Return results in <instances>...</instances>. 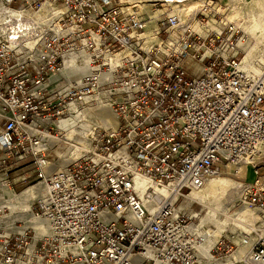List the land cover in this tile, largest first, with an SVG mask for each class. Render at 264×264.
I'll return each mask as SVG.
<instances>
[{
  "label": "built area",
  "instance_id": "built-area-1",
  "mask_svg": "<svg viewBox=\"0 0 264 264\" xmlns=\"http://www.w3.org/2000/svg\"><path fill=\"white\" fill-rule=\"evenodd\" d=\"M197 1L188 19L223 24L229 7L216 0H164L160 7ZM0 2V104L7 112L0 149L7 160L36 167L44 191L27 214L49 228L36 239L31 226L15 232L0 224V264H202L232 256L235 244L223 236L209 259L200 257V215L185 205L197 203L190 194L208 180L240 165L255 175L240 183V202L259 216L240 244L250 245L246 264H264V68L258 77L242 69L244 36L233 23L202 37L180 14L145 15L140 3ZM46 5L51 12L42 20L25 14ZM73 52L90 56L89 71L76 82H53ZM99 92L117 128L48 172L53 127L72 103ZM137 178L149 183L143 195ZM152 185L172 191L155 210ZM7 211L0 206V220Z\"/></svg>",
  "mask_w": 264,
  "mask_h": 264
},
{
  "label": "rangeland",
  "instance_id": "rangeland-1",
  "mask_svg": "<svg viewBox=\"0 0 264 264\" xmlns=\"http://www.w3.org/2000/svg\"><path fill=\"white\" fill-rule=\"evenodd\" d=\"M122 1L130 2V3H140L143 14L149 15V16H152L155 13L165 14L166 12H169V10H171L170 12L180 14L184 21L186 22L191 21L193 28L196 32L198 28L203 29L205 33L206 31L212 32L215 30L219 31L221 29L219 20L217 21L214 18H211L209 22V24L210 23L214 24L213 26L215 29H212V28H207L209 24L204 27L201 24H199L197 21H195L194 18L188 19V17L185 16L186 13L190 14L192 11H194L197 8L195 6L199 5V3H192V4L181 6V7L172 5L170 8L164 6L162 8L160 7V5L162 4L164 0H122ZM258 1H263V0H226V3L229 5V6L226 5L229 7V11L224 14V18H222V23H223L222 25H224V23L226 22H230V23H233L237 27L240 35L244 36V40L242 41V43L239 44V46L246 45L250 42V35L245 34L240 26H245L248 22L252 20L253 16H257L261 12L260 7L258 6ZM153 5H158V6L153 7ZM4 7H5V4L0 2V14L2 11L5 10ZM40 14L41 12L40 13L38 12L37 17L40 16ZM153 26L154 24L151 25V27ZM239 50L241 51L240 57L244 59L245 58L244 51L241 50L240 48ZM81 55L83 59V64L78 65L77 63L78 60L76 62L75 61L70 62L71 60L69 61L67 60L65 63V70H63V73L61 76L58 75V80L63 78V80L65 79L64 80L65 83L71 80L76 82L80 80V78H82V76L89 71V67L85 71L79 72V71H76V68L74 70V68L68 66L69 64L73 63L76 66L81 67V66H85L86 62L88 61L90 63L89 55L82 54V53ZM263 58L264 57H262V59L260 57L256 58L257 63H260L259 72L256 73L258 75L261 74L264 68ZM96 97L99 98V101H97V99L95 100ZM106 98L107 96L105 95V92H99V94H96L93 97H91L88 102L84 104H76V106L80 108L79 116H77V114L75 113H71L73 111L70 110L71 111L70 115L67 116L66 119L60 121L59 127H62L63 126L62 124H64L70 117H71L70 120L76 119V123L73 128L71 126L67 127L66 129L62 127L65 131L64 138L60 139L59 141L56 142L54 146L50 147L49 160L51 161L52 165L53 164L57 165V169H60L61 167H65L66 165H68L67 162L70 160L74 161V160H77L83 157L84 156L83 154L87 153V152L85 153L84 151L89 150L91 148L92 139L96 135L98 134L100 135L102 133L115 130L117 128V125H118L117 117L115 115V112L112 109L110 101ZM93 109H99V110L103 109L102 111L103 115L100 116L95 112H91V110ZM74 116H77V117H74ZM107 120L112 122V124L115 121V124L107 126L105 125V122ZM58 123L59 122L56 123L57 127H58ZM83 124L90 125V129L84 138L85 149L79 150L75 146L78 142L77 137L68 139L67 134H69V132L72 129L76 133L80 134L82 130L81 127ZM51 133L52 135H57L58 128L53 127V130ZM81 135L83 134L81 133L80 136ZM63 141H66L68 145H63L61 143ZM9 162L7 165L10 167ZM248 168L249 169L246 171V169L244 168V165L235 166V167H232V170L230 172L225 173L223 176H220L216 179L213 178V180L219 179V180L229 181L231 184H233V186L230 188H227V190L233 191L234 194H228L222 200L223 208L221 212H219L220 214H218L219 219L221 221H225L227 216H229L231 220L235 221L234 223H236L237 225L243 224L242 227H244V229L236 228L237 230H234V229L228 228L226 232H224L223 234V236L227 237L231 242L235 244L234 253L232 254V256H228V257L223 256V257L218 258L216 261H211V262L204 261L202 264H215L217 261L218 263H221V264H228L229 262H232L233 264H244V260H245V257H247V254L241 257L235 256L234 254L237 253L239 251V248L242 246L240 244L241 240L246 235L250 234L251 230L254 229V226H256L257 224L251 226L249 225V223L241 222V220H244V222H245L244 218H246L247 220H251L253 218V213L258 216L257 213L248 210L240 202L241 200L240 183L242 182L250 183L254 179L252 175L251 167H248ZM2 169L3 168L0 166V206L1 207L6 206L9 211H7L6 214H4V216L5 215L6 216L4 219L0 220V224L7 229L13 228L15 232H18L22 230L21 228L24 226V224L26 226H30V225L26 222V220H21V219L16 220L15 222H12L18 216L17 212H21L20 210H16V211L12 210L10 207L11 204L14 202V197H16L17 195H20L22 192H24L25 190H27L28 188L32 186H38L39 188L41 187V191L43 187L38 181L36 167L34 166V164L30 163L29 161L24 162L22 165H20V167L19 166L17 167V165H15V167L9 170L8 173L1 172ZM163 189H166V188H163ZM191 194H190V197H191ZM34 199L31 201L30 206H32V204L34 203ZM195 201L197 203H195L193 206L185 205V208L188 210L190 214L192 213L194 215H198V214L200 215L197 217V219L194 222L195 226H197L200 223L199 218L204 217L211 208L212 209H215V208L212 205L201 203L198 200H195ZM258 221H259V217H258L257 222ZM14 224H16L15 227H13ZM236 224H233L231 227H237ZM209 229L215 230L214 225L211 224L205 227V231H209Z\"/></svg>",
  "mask_w": 264,
  "mask_h": 264
},
{
  "label": "bare ground",
  "instance_id": "bare-ground-1",
  "mask_svg": "<svg viewBox=\"0 0 264 264\" xmlns=\"http://www.w3.org/2000/svg\"><path fill=\"white\" fill-rule=\"evenodd\" d=\"M174 2H176V0H174ZM195 7H198V5H196ZM188 15H189L188 13L185 14V16H188ZM213 25L214 24H211L210 23L207 28L215 29ZM248 29L250 30V32H252V35L255 38V40H257V41L263 40L264 39V16L254 17L249 22ZM197 33H199L200 35H205L206 34L205 31H203V29H201V28H198L197 29ZM252 49L254 50V48H252ZM68 66L74 68V70L76 68V71L82 72V71H85L89 67V61L86 62V65L85 66H81V67H78V66H76L73 63L69 64ZM242 69L245 70V71L248 70L246 61L242 65ZM248 71H247V73H248ZM253 72L255 73V71H253ZM257 72H259V70L256 71V73ZM261 74H262V72H261ZM249 75H251L253 77L260 76V75H252V74H249ZM110 77H111L110 74H105V75H103V80H108V79H110ZM52 81L53 82L58 81V75L53 76L52 77ZM96 99H97V101H99V98L98 97H96L95 100ZM89 100H90V98H88V99H86L85 101H82V102H74V103H72L70 105V110L73 111V112H71V111L70 112L71 113H75V114H77V116H79L80 115V108L77 107L76 104H84V103L88 102ZM74 106H76V107H74ZM102 111H103V109L102 110H99V109H93V110H91V112H95V113H97L100 116L103 115L102 114L103 113ZM77 116H74V117H77ZM70 118L63 125L65 127H70L71 126L73 128L75 126L76 119L70 120ZM114 124H115V121H114L113 124L109 120H107L105 122V125H107V126L114 125ZM81 129H82L81 130V133L83 135L80 136L81 133L78 134V133H76L72 129L69 132V134H67V138L70 139V138H73V137H77L78 142L75 145L76 148L79 149V150H84L85 149L84 138H85V135H87V132L90 129V125L83 124L82 127H81ZM64 136H65L64 129L62 127H58V133H57V135H52L51 134V136H49L50 137V140H51L50 142L52 143L51 146H54L56 144V142L59 141L60 139L64 138ZM61 143L63 145H68V143L66 141H63ZM90 150H91V148L89 150L84 151V152L86 153V152H89ZM83 155H85V154H83ZM72 162L73 161L70 160V161L67 162V164L72 163ZM58 170H60V169H58ZM216 178H218V177H216ZM216 178H214V179H216ZM211 180L212 181L208 180L206 182V184H205V186H204V188L202 190H200V191H193V193H192V195L194 196V198L192 197L193 199H195V198L197 200L199 199V201L201 203H204V200H209L210 203L212 205H214V208H215V209H212L211 208L210 211L206 214V216H204V217L201 218V220H202L201 227L205 226L206 224L207 225L213 224V225H215V230L212 229L213 230L212 231V230L209 229V231H205L203 234H201V236H198L197 235L198 238H199V240L201 241L199 243L198 249L205 248V246H206L207 243L210 245L211 244L210 243L211 242L210 240H211L212 236L217 235V234H219L221 232H226V230L228 228H231V229H234V230H237L236 228H242V229H244V227H242L243 224L242 225L241 224L240 225L239 224L237 225L236 223H234L235 221H232L229 216H227V218H226L225 221H221L219 219L218 213H217V212H219L220 209L223 208V201L222 200L224 199V197L227 196L228 194H234L233 191H231V190L228 191L227 190V188L232 187L233 184H231L229 181H224V180H219V179L218 180L211 179ZM136 184H137V188L141 191V193L143 195L144 192H145V190L147 189V187L149 185L148 181L145 180V179H143V178H137L136 179ZM153 188L155 189V192L157 194V200H156L155 204L152 206V210H155L162 202H164L165 200H167L172 195V191H171V189L169 187H164L166 189H163V188L162 189H157L156 187L153 186ZM241 222H243V223H250V221L247 220V219H245V222H244V220H241ZM233 224H236L237 227H231ZM245 259H246V257H245ZM245 261L246 260H244V264H245Z\"/></svg>",
  "mask_w": 264,
  "mask_h": 264
},
{
  "label": "crops",
  "instance_id": "crops-1",
  "mask_svg": "<svg viewBox=\"0 0 264 264\" xmlns=\"http://www.w3.org/2000/svg\"><path fill=\"white\" fill-rule=\"evenodd\" d=\"M216 1H219L220 3H223L225 5H228L226 3V0H216ZM195 3H198V1L195 2ZM258 6L260 7L261 12L257 16H253L252 19L254 17L264 16V0L263 1H258ZM4 11H2L3 13L1 12V14H0V22L3 19ZM40 12H41V14L38 17H37V14L38 13H36V12L35 13L27 12L25 14L27 15V17H29V18H31L33 20L34 19L37 20V21L38 20H42L43 18H45L48 15V13L51 12V7L48 6V5H46V6L43 7V9ZM248 24H249V22L245 26H240V27L242 28V30L244 31L245 34L250 35V42L248 44H246V45L239 46V48L241 50H243L244 53H245V58L243 60V64L246 61L247 67H248V70H249V71L247 70L248 73L249 74H252V75H258V74H256V71L259 70L260 63H257L256 58L260 57L262 59V57H264V48H263L264 47V39L263 40H259V41L255 40V38L252 35V32H250V30L248 29ZM220 28H221V23H220ZM209 33L210 32H206L205 35H201V36L202 37H206ZM252 48H254V50ZM79 58H82L81 53H79V52H76L75 53L74 52V53H71L69 55V57L67 58V60L68 61L71 60V61H75L76 62L77 60H79ZM260 60H259V62H260ZM64 70H65V68H64ZM253 71H255V73ZM5 116H7V112L5 111V109L3 108V106L0 104V127L3 126V124H4V117ZM59 124H60V122L58 123V127H59ZM62 127L65 128V129L67 128L64 125ZM50 141L51 140H50V137H49V142H48L49 147H51V144H52ZM0 152H1V154H0V166L3 168L1 172L8 173L9 170H11V169H13L15 167V165H17V167L18 166L20 167V165L23 164V163H17L14 160H12V162H11V160H7L6 157H5V155H4V153L2 152L1 149H0ZM8 162L10 164V167L7 165ZM248 167L249 166L244 165V168L246 169V171L249 169ZM61 168H63V167H61ZM55 170H58L57 169V165L53 164L48 169V172L55 171ZM252 175L255 178V175H254L253 172H252ZM260 175H264V160L262 161V163L260 165ZM13 183H15V182H13ZM43 191H44L43 189L41 191V187L39 188L38 186H32V187L28 188L27 190H25L24 192H22L20 195H17L16 197H14V202L10 206L12 210H15V211L16 210H20L22 212V214H19L21 212H17L18 216L12 222H15L16 220H19V219L26 220V222L31 227H33L35 229V231H36V237L37 238L43 237V236H47L49 234L48 225L45 222H42V221H39V220L35 219L33 216L27 214V212L31 208V206H30L31 201L37 195L43 193ZM192 197L194 198V196L191 194V199H193ZM193 200H197V199L195 198ZM198 201H199V199H198ZM204 203L207 204V205H212L209 200H204ZM212 206L214 207V205H212ZM221 210L222 209H220L219 212H221ZM219 212H217V213L220 214ZM258 217L259 216L255 215L253 213V218L251 220H249L250 221L249 225H251V226L255 225L256 222H257V220H258ZM199 221H200V223H199V225L196 226L195 230H196L197 235L200 236L201 234H203L205 232V227L207 226V224L205 226L201 227V224H202L201 218H199ZM214 227H215V225H214ZM223 234H224V232H221V233H219L217 235L212 236V238L210 240L211 241L210 242L211 244L209 245L207 243L206 246H205V248H200L199 249L200 257L202 259H209L210 258V252H211L212 248L215 246L216 242L221 237H223ZM249 247H250V245H248V246H241L239 248V251L237 253H235L234 255L235 256H238V257H241L243 255H246ZM215 264H221V263H218V261H217ZM228 264H233V263L232 262H229Z\"/></svg>",
  "mask_w": 264,
  "mask_h": 264
}]
</instances>
